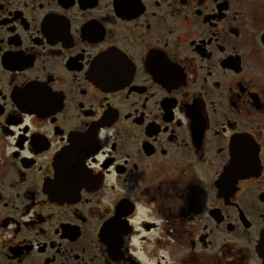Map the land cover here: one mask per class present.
Listing matches in <instances>:
<instances>
[{
    "label": "flooded vegetation",
    "instance_id": "flooded-vegetation-1",
    "mask_svg": "<svg viewBox=\"0 0 264 264\" xmlns=\"http://www.w3.org/2000/svg\"><path fill=\"white\" fill-rule=\"evenodd\" d=\"M153 262L264 264V0H0V264Z\"/></svg>",
    "mask_w": 264,
    "mask_h": 264
},
{
    "label": "clouds",
    "instance_id": "clouds-1",
    "mask_svg": "<svg viewBox=\"0 0 264 264\" xmlns=\"http://www.w3.org/2000/svg\"><path fill=\"white\" fill-rule=\"evenodd\" d=\"M162 254H163V253H162ZM138 255H141V257L143 258L142 254H138ZM153 264H154V262H153Z\"/></svg>",
    "mask_w": 264,
    "mask_h": 264
}]
</instances>
